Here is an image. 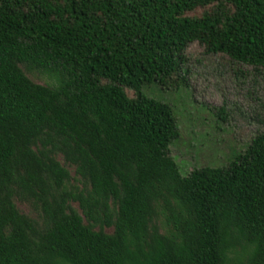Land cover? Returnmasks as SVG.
<instances>
[{
    "label": "trees",
    "instance_id": "1",
    "mask_svg": "<svg viewBox=\"0 0 264 264\" xmlns=\"http://www.w3.org/2000/svg\"><path fill=\"white\" fill-rule=\"evenodd\" d=\"M194 42L264 69V0H0V264H264V131L184 176L148 94Z\"/></svg>",
    "mask_w": 264,
    "mask_h": 264
},
{
    "label": "rangeland",
    "instance_id": "2",
    "mask_svg": "<svg viewBox=\"0 0 264 264\" xmlns=\"http://www.w3.org/2000/svg\"><path fill=\"white\" fill-rule=\"evenodd\" d=\"M186 58L189 74L184 88L153 86L148 90L150 96L170 104L177 114L181 135L170 146V155L184 176L206 166H227L234 152H244L264 131V69L234 62L226 55L210 54L199 42L189 45ZM221 109L225 114H220ZM18 205L34 216L28 205Z\"/></svg>",
    "mask_w": 264,
    "mask_h": 264
}]
</instances>
